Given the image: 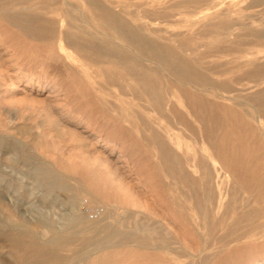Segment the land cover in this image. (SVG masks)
<instances>
[{
    "label": "rangeland",
    "instance_id": "rangeland-1",
    "mask_svg": "<svg viewBox=\"0 0 264 264\" xmlns=\"http://www.w3.org/2000/svg\"><path fill=\"white\" fill-rule=\"evenodd\" d=\"M253 32L264 0H0V264H264Z\"/></svg>",
    "mask_w": 264,
    "mask_h": 264
},
{
    "label": "bare ground",
    "instance_id": "bare-ground-1",
    "mask_svg": "<svg viewBox=\"0 0 264 264\" xmlns=\"http://www.w3.org/2000/svg\"><path fill=\"white\" fill-rule=\"evenodd\" d=\"M255 1V0H254ZM256 1H258V0H256ZM259 1H261V0H259ZM107 11L106 10H104V9H101V13H103V14H105ZM240 36V35H239ZM252 36H253V38H261V37H263L264 36V33L263 32H253L252 33ZM188 70V69H187ZM187 70L186 69H182V70H178V71H176L175 72V74H176V76L179 78V79H181V80H185L187 77H189V72H187ZM237 142V141H236ZM239 143V142H238ZM242 146H240V148H241ZM239 148V150H241ZM229 151V150H228ZM241 152V151H240ZM243 152H244V150H243ZM239 158V157H238ZM74 201H72V203H73ZM75 203V202H74ZM78 208V207H77ZM79 212V211H78ZM93 217L92 218H90V217H81V216H78V215H73V216H71V215H63V217L61 218V220L64 222V224H63V226L66 228V229H64V231L65 232H67L68 231V229H70V228H72V227H74V226H78V225H82L81 227H82V229H80V230H77V231H72L71 232V234H70V237H68L67 238V236H62L61 235V237L60 236H51V238L50 239H48L47 241H48V243H49V245H52V244H50V243H56V240H58V243H59V240L61 239V238H67V240H66V244H69L70 245V243H72L73 241H74V239H77V237H78V232L79 231H86V230H88V231H90V230H93L96 226H97V224H98V220H97V218H96V214L95 215H92ZM87 222H90L91 223V225H89ZM76 230V229H75ZM94 232V231H93ZM57 233V232H56ZM83 233V232H82ZM117 233V232H116ZM52 235V234H51ZM81 235V234H80ZM88 235V234H87ZM53 237V238H52ZM109 237V235H108V233H104V235H102L101 236V239H103V240H105V239H107ZM120 237V236H119ZM73 240V241H72ZM79 240V239H78ZM82 239H80V241H81ZM61 241V240H60ZM77 241V240H76ZM90 241V240H89ZM46 243V242H45ZM73 245V244H72ZM75 245V244H74ZM60 247V246H59ZM66 248V247H65ZM48 249V248H47ZM71 250V249H70ZM71 252V251H70ZM44 253H49V252H44ZM43 254V253H42ZM63 257V256H62ZM43 261V260H42ZM33 263V262H32Z\"/></svg>",
    "mask_w": 264,
    "mask_h": 264
}]
</instances>
